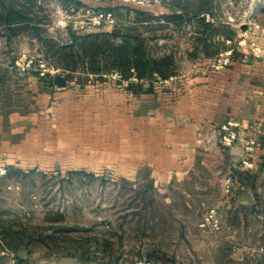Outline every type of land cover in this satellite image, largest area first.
I'll return each instance as SVG.
<instances>
[{"label": "rangeland", "instance_id": "1", "mask_svg": "<svg viewBox=\"0 0 264 264\" xmlns=\"http://www.w3.org/2000/svg\"><path fill=\"white\" fill-rule=\"evenodd\" d=\"M263 101L264 0H0V264H264Z\"/></svg>", "mask_w": 264, "mask_h": 264}, {"label": "crops", "instance_id": "2", "mask_svg": "<svg viewBox=\"0 0 264 264\" xmlns=\"http://www.w3.org/2000/svg\"><path fill=\"white\" fill-rule=\"evenodd\" d=\"M224 88L225 90L224 89L223 90L225 92L227 86H225ZM222 94H220V98L217 101V103L211 102V104L206 106L204 111L201 110L202 116L208 115L216 124H218L229 120L233 115H235V117H239L238 119H241L243 121L244 128L246 127L247 131H249L250 133H256V131H253L254 125L257 124V121L254 118L256 113L255 111L250 110V104L245 103V105H247L248 112H245L244 110L241 111L237 109V107L236 109L232 108L230 103L228 101H225L224 98H222L223 96ZM239 104L240 105L244 104V101L240 102ZM259 105L264 106V103ZM258 136L260 138H263V142L259 143L258 148L254 152L247 153L246 157L250 159V161H252L253 163V168L247 169L248 170L247 172L264 171V131H261V133H259ZM207 147L208 146H206L205 150L203 149H199L197 151L194 150V152L189 155V158L186 159V164L188 165L186 169L183 171L185 177H187L190 174V171L191 172L196 171L197 173H199V171L204 168H211L213 166L221 164L224 161L223 157H225V155L220 153L217 149H210ZM223 150L229 151V153L227 154V158L234 155H238V157L241 155L242 157H244L245 155L244 147L240 141L236 142L235 145L230 148L223 147ZM205 180H207V178H205ZM208 180L211 183H214V178H209Z\"/></svg>", "mask_w": 264, "mask_h": 264}, {"label": "trees", "instance_id": "3", "mask_svg": "<svg viewBox=\"0 0 264 264\" xmlns=\"http://www.w3.org/2000/svg\"><path fill=\"white\" fill-rule=\"evenodd\" d=\"M3 2H5V0H3ZM95 33H88V34H84V37H88L91 36ZM108 34V33H107ZM110 35V34H108ZM123 50V49H122ZM124 55V53L122 54V56ZM143 58L141 57H135L133 59H131L130 61L133 62L132 64L134 65V68L137 69V75L139 78L144 77L145 75L141 72V69L143 68L145 62L142 61ZM124 65V63H123ZM121 65V66H123ZM132 67V66H131ZM157 71V70H156ZM153 73V70L150 71V73H148L147 75H151ZM161 75L163 77H167L169 76L167 73H164L163 71H161ZM56 80L54 81V83L59 84V85H66L67 84V75L66 74H58L56 75Z\"/></svg>", "mask_w": 264, "mask_h": 264}, {"label": "built area", "instance_id": "4", "mask_svg": "<svg viewBox=\"0 0 264 264\" xmlns=\"http://www.w3.org/2000/svg\"><path fill=\"white\" fill-rule=\"evenodd\" d=\"M236 137V133L234 131L230 132V136L227 137L228 139H231V138H235Z\"/></svg>", "mask_w": 264, "mask_h": 264}, {"label": "water", "instance_id": "5", "mask_svg": "<svg viewBox=\"0 0 264 264\" xmlns=\"http://www.w3.org/2000/svg\"><path fill=\"white\" fill-rule=\"evenodd\" d=\"M74 264H79V263H74Z\"/></svg>", "mask_w": 264, "mask_h": 264}]
</instances>
